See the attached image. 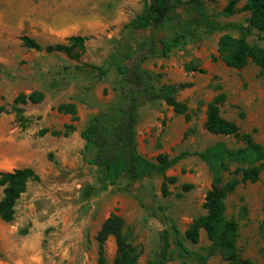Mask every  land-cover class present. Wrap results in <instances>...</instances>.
Wrapping results in <instances>:
<instances>
[{"label": "rangeland", "instance_id": "1", "mask_svg": "<svg viewBox=\"0 0 264 264\" xmlns=\"http://www.w3.org/2000/svg\"><path fill=\"white\" fill-rule=\"evenodd\" d=\"M202 1L222 23H246L250 16L242 11L247 0L230 18L222 15L230 0ZM142 11V0H0V106L9 110L0 116V174L30 168L39 178L29 183L17 203L15 221L0 220V264H98L96 239L113 213L124 219L139 264H150L159 258L161 234L167 229L160 218L166 215L184 236L194 220L206 214L212 174L198 157L182 160L167 179H143L130 187L131 193L125 191L126 179L104 191L103 174L90 165L94 151L81 138L91 118L119 97L120 76L110 58L121 45L124 28ZM222 35L191 40L167 58L144 62L156 90L173 87L175 99L187 107L185 114H178L157 100L141 109L137 143L146 159L155 161L161 154L175 158L218 143L231 149L243 147L234 137L215 136L205 129L208 105L220 95L226 98L222 117L264 148V76L254 65L228 68L218 55ZM78 36L85 38L80 59L30 50L22 43L23 37H30L46 48ZM250 41L264 48L257 36ZM190 64L204 73L187 71ZM89 66L107 68L109 73L100 79ZM34 92L42 93L44 100L23 107L27 118L23 126L12 110L14 100ZM66 104L77 107V121L59 113V106ZM71 126L74 131L67 129ZM45 130L49 133L41 135ZM164 183H168L167 197L162 192ZM226 217L239 224L237 246L242 260L264 264V172L257 183L243 184L227 198ZM185 245L206 256L211 242L202 232L198 244L186 241ZM106 249L113 264L114 239ZM169 264L184 263L177 259ZM208 264L231 263L218 254Z\"/></svg>", "mask_w": 264, "mask_h": 264}, {"label": "trees", "instance_id": "2", "mask_svg": "<svg viewBox=\"0 0 264 264\" xmlns=\"http://www.w3.org/2000/svg\"><path fill=\"white\" fill-rule=\"evenodd\" d=\"M241 1L230 0L222 15L226 18L236 15ZM142 2V13L124 28L121 45L110 58L120 76L119 97L115 103L96 113L81 132L86 148L94 151L90 165L103 174L104 191L117 187L126 179L129 184L125 191L131 193L130 187L143 179L156 176L167 179V173L182 160L198 157L212 174V187L204 204L206 214L196 218L184 236L170 218L166 220V215L160 218L167 229L161 234L159 258L150 264H169L177 259H181L184 264H208L210 258L218 254H222L231 264H254L249 260H242L237 246L240 227L238 222L226 217V200L241 185L254 184L260 180L264 172V148L252 136L241 134L236 123L222 117L221 108L226 101L225 96H217L208 105L205 129L215 136L234 137L242 141L244 146L241 148L231 149L225 143H218L201 152H185L175 158L161 154L155 161H150L139 153L137 127L141 109L153 101H164L178 114L187 112V107L175 99L173 87L165 86L162 90H156L154 77L143 69V64L149 59L167 58L191 40L222 33L218 44L219 59L234 70L254 65L264 76V48L250 41L257 36L259 42L264 43V0L246 1L242 10L250 15L246 23L220 22L209 14L202 0ZM231 31L237 32L238 36L231 34ZM137 35L144 36V39ZM22 43L30 50L66 54L73 59H80L85 52V38L80 36L68 39L66 44L46 48L30 37H23ZM89 68L97 70L100 79L109 73L104 67ZM186 70L204 73L192 64L187 65ZM43 100L44 95L40 92L21 94L14 100L12 110L21 125L27 124L23 107L29 103L39 104ZM58 111L72 115L74 121L78 120L77 107L73 104L61 105ZM8 113L7 107L0 106V116ZM67 129L75 130L73 126ZM48 133L45 130L41 135ZM51 134L61 135L60 132ZM38 179L30 168L0 174V187L3 188L0 200L2 222L11 224L15 221L17 203L26 193L29 183ZM166 181L172 183L174 180ZM162 192L165 197L169 195L168 183L163 184ZM159 210L165 212L162 207ZM155 215L159 217L156 213ZM202 232L207 234L211 242L206 256L189 250L185 245L186 241L198 244ZM110 239H114L117 248L113 264H139L138 251L125 233V221L115 213L104 223L97 236L98 264H110L106 249Z\"/></svg>", "mask_w": 264, "mask_h": 264}]
</instances>
